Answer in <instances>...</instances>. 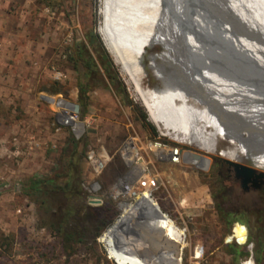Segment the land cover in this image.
<instances>
[{"label":"rangeland","instance_id":"374dc122","mask_svg":"<svg viewBox=\"0 0 264 264\" xmlns=\"http://www.w3.org/2000/svg\"><path fill=\"white\" fill-rule=\"evenodd\" d=\"M100 7L101 0H0V264H117L109 258L101 239L118 223L96 238V246L92 241L66 245L51 229L55 215L46 212L40 201L24 189L30 179L55 171L60 153L73 135L83 144L81 186L87 204L93 206L91 195L114 204L119 210L116 219L123 213L120 222L136 205L135 199L128 205L124 203L123 211L119 200L112 196L113 187L125 179L127 165L118 149L129 134H137L144 141L164 139L210 160L208 168H204L196 166V155L182 165L151 157L156 176L151 200L158 210L160 207L188 225L183 264H241L251 256L257 264L255 245L250 241L257 226L245 220L226 224L217 209L213 196L220 179L214 163L219 158H229L223 154L227 151L229 156L259 171H264V165L241 155L235 148L236 141L220 136L209 126L181 125L172 119L167 127L161 126L164 122L158 125L137 97L135 85L108 54L118 72V83L125 88L122 94L89 41L91 31L100 37ZM153 52H158L160 65L170 67L164 48L156 45L147 49L144 63L148 74L143 86L152 89L160 87L158 75L151 68ZM90 55L102 77H93L82 95L80 83ZM60 98L79 105L75 112L82 131H76L63 118L62 112L67 109L58 106ZM157 103L161 117L166 116L167 105L161 98ZM135 105L146 112V119L134 109ZM160 128L166 129L169 136ZM203 143L205 147L201 148ZM212 146L215 151L208 153ZM95 158L103 164L100 174L94 170ZM139 189L144 190L143 186ZM237 224L247 229L250 255L235 260L228 245L241 244L227 238ZM197 244L205 248L198 260L192 257Z\"/></svg>","mask_w":264,"mask_h":264},{"label":"bare ground","instance_id":"6f19581e","mask_svg":"<svg viewBox=\"0 0 264 264\" xmlns=\"http://www.w3.org/2000/svg\"><path fill=\"white\" fill-rule=\"evenodd\" d=\"M188 5L200 15H189ZM100 12V34L111 56L135 85L137 97L158 125L164 122L161 126L167 127L172 119L181 125L209 126L220 136L236 141L235 148L241 155L264 165V118L258 109L264 105V95L257 94L261 87L255 83L245 84L239 79L247 71L242 64L261 73L258 54H264V0H101ZM156 45L168 52L170 67L160 65L158 52H153L151 68L158 75L160 87L152 89L143 86L148 74L144 59L147 49ZM174 58L184 63L177 64ZM193 70H198L197 88L186 79ZM231 96L237 102L234 107L244 96L258 102L251 104L252 121L224 114V99ZM160 98L168 107L162 117L157 103ZM58 100V106L67 109L62 115L69 116L76 131H82V124L69 113L78 111L76 104ZM162 132L169 136L166 129ZM181 155L182 164L196 154L182 149ZM120 182L115 188L122 185ZM137 196L136 205L101 241L117 264H173L160 251L161 243H173L174 233L169 232L173 229L163 224L162 213L146 193L139 199ZM246 238V227L238 224L227 241L242 243Z\"/></svg>","mask_w":264,"mask_h":264},{"label":"trees","instance_id":"16d2710c","mask_svg":"<svg viewBox=\"0 0 264 264\" xmlns=\"http://www.w3.org/2000/svg\"><path fill=\"white\" fill-rule=\"evenodd\" d=\"M89 41L108 77L113 83L119 85L118 90L123 94L125 88L121 83H118V72L104 49L98 33L91 31ZM97 75L102 77L101 69L93 56L90 55L87 59L84 79L80 83L82 95L90 87L93 77ZM134 109H137L143 118H147L146 112L137 105L134 106ZM82 145L79 139L70 135L60 153L55 171L39 178L30 179L24 191L35 196L46 212L55 215L54 220L50 224L51 229L66 245L87 244L88 241H92L95 244L92 245L96 246V238L98 236L101 237L107 230L115 226L123 213L116 219L119 210L114 204L110 202H104L100 206H89L87 204L86 194L81 186L83 180L80 166ZM219 179L221 184V178ZM225 190L226 186L221 184L217 193L213 196L222 220H226L227 222L225 223L229 225H232L235 221L243 222L244 219L229 218L226 215L230 214V212L226 213L222 202L218 198ZM120 208L124 211L123 203L120 204ZM260 221L256 225V233L250 236V241L255 245L254 257L257 264H262L264 259V220L261 219ZM108 226L110 227L105 230ZM228 247L235 260L250 255L248 244L236 246L230 244Z\"/></svg>","mask_w":264,"mask_h":264},{"label":"built area","instance_id":"2783aa9c","mask_svg":"<svg viewBox=\"0 0 264 264\" xmlns=\"http://www.w3.org/2000/svg\"><path fill=\"white\" fill-rule=\"evenodd\" d=\"M69 113L71 117L76 116V119L78 118L77 112L69 111ZM63 118L70 122L69 116H64ZM182 149L183 148L180 145L172 144L164 139H150L148 141H144L137 134H129L118 149L119 156L125 161L127 165V170L123 177L125 180L121 186L117 188H114V186L112 189V196L115 200H119V206L122 202L134 200L137 195L140 196L143 194V192L152 198V192L154 190L153 186L155 185L156 176L153 172L151 157L162 162H168L174 165H182ZM163 150H167V154H165ZM93 163L95 172L100 174L103 169V164L96 158L93 159ZM141 186H143V191H140L139 189ZM90 201L93 206H100L103 204V201L97 195H91ZM159 211L162 213V219L165 221L163 224L166 227L168 226L169 228H172L173 230L169 229V232L174 233L173 236H175L171 240L173 243L170 244L168 241H166L165 243L160 244L162 257L169 259V263L173 262V264H183L185 257L184 251L187 247L188 240V225L184 220L179 221L178 219L173 218L168 212L161 210L160 207ZM235 226L232 228L231 234L229 236L232 235ZM231 241H236L241 245L248 244V234L245 242L241 243L234 239H231ZM107 252L109 258L116 262L115 258L108 249ZM204 253L205 248L202 245L197 244L194 246L192 257L198 260L199 258L203 257ZM167 259H164V262H166ZM245 261H252V263L255 264L252 256L242 261V263Z\"/></svg>","mask_w":264,"mask_h":264},{"label":"flooded vegetation","instance_id":"af4514ba","mask_svg":"<svg viewBox=\"0 0 264 264\" xmlns=\"http://www.w3.org/2000/svg\"><path fill=\"white\" fill-rule=\"evenodd\" d=\"M200 147H205V144L203 143ZM211 150L208 153L214 152L215 147L212 146ZM223 154L230 159L240 161L233 156H229L227 151H223ZM200 159L202 162H200ZM209 164L210 160L208 158L199 155L197 167L208 168ZM214 166L218 169L221 184L226 186V190L218 197L226 213L230 212L226 215L229 218H242L248 225H257L261 219L264 220V177H252L247 185H243L242 180L236 176L234 167L224 159H217ZM228 180H230L229 183H227ZM259 206L260 208H258ZM223 221L227 222L226 220Z\"/></svg>","mask_w":264,"mask_h":264},{"label":"water","instance_id":"95a60500","mask_svg":"<svg viewBox=\"0 0 264 264\" xmlns=\"http://www.w3.org/2000/svg\"><path fill=\"white\" fill-rule=\"evenodd\" d=\"M186 5H184V7H185ZM186 8V7H185ZM187 9H188V13H189V15H192L193 17H197L198 15H200V13L199 12H197V11H195L193 8H192V6H190V5H188L187 6ZM187 13V14H188ZM100 34V33H99ZM100 38H101V41H102V43H103V45H104V47H105V49H106V51H107V53L111 56V54H110V50L108 49V47L106 46V44H105V42H104V40H103V38H102V36H101V34H100ZM261 45H262V43H261ZM246 50H248L249 49V47L248 48H245ZM176 53H177V50H176ZM179 55H180V53H179ZM260 57H259V59H260V69H259V71L261 72V73H259L258 71H257V73H254V70L253 69H251V68H249L248 66H244L243 64H242V68L246 71V75H242L239 79L242 81V82H244L245 84L246 83H255L256 85H258V88L259 87H261V90H260V88H259V90H257L256 92H257V94L260 96V94L261 95H264V82L262 83L261 82V80H264V54L263 53H260L259 52V54H258ZM112 57V56H111ZM112 59H113V61H114V58L112 57ZM173 61H175V63L177 62V64H178V62L179 63H184L183 62V60L182 59H180V58H174V60ZM114 63H115V61H114ZM116 64V63H115ZM201 65V64H200ZM181 67H179V69H180ZM250 70V71H249ZM258 70V69H257ZM198 75V70H193L192 72H191V75L190 76H188L186 79H188L191 83H192V85L195 87V88H197V86H198V81H196L195 79H198V77H196ZM231 78V77H230ZM202 83V82H201ZM200 83V84H201ZM212 93H214V92H212L211 91V94ZM230 94V93H229ZM211 96H215V99L217 98H219V96H217V95H211ZM227 96H230V95H227ZM252 96V95H251ZM244 97H246V96H244ZM243 97V99L242 98H240L239 99V104H238V106H235L234 107V105L233 104H235V103H237L236 101H234V98H233V96H231V97H229V98H227V97H225V99H224V102H225V104L223 105V109L225 110L224 111V114L225 115H230L231 117L233 116V115H235V117H237V118H241V119H245L246 120V122L248 121V122H250V121H252L253 120V115H252V113H251V111H252V105L251 104H254V103H258V102H254L253 101V99H247V98H244ZM253 97H255V96H253ZM256 98H258L259 100L260 99H263V98H260V97H256ZM255 99V98H254ZM201 104H203L202 102H201ZM262 104V103H261ZM209 106L210 107H212V109L214 108V104L210 101L209 102ZM76 109H78V111H79V105L78 104H76ZM259 110H260V112L259 113H263V118H264V105H261L260 106V108H258ZM258 110V111H259ZM259 113L257 114V115H259ZM259 117V116H258ZM262 117L260 118V119H263ZM259 119V118H258ZM263 121V120H262ZM69 124H71V122H69V121H67ZM187 151V150H186ZM188 152H192V151H189L188 150ZM192 153H195V152H192ZM200 156H202L201 154H199ZM228 164H230L232 167H234V169H235V173H236V176L238 177V178H240L241 180H242V183H243V185H247V183L252 179V177H257V178H263L264 177V171H259L258 169H256L255 167H253V166H250V165H246V164H243V163H241V162H238V161H233V160H231V159H229V158H223Z\"/></svg>","mask_w":264,"mask_h":264}]
</instances>
